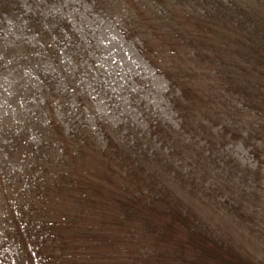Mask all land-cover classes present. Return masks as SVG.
I'll list each match as a JSON object with an SVG mask.
<instances>
[{
    "label": "trees",
    "instance_id": "16d2710c",
    "mask_svg": "<svg viewBox=\"0 0 264 264\" xmlns=\"http://www.w3.org/2000/svg\"><path fill=\"white\" fill-rule=\"evenodd\" d=\"M53 1L26 0L25 5L22 0H0V81L8 88L0 113V264H73L62 248L52 250L73 222L60 226L41 215L58 196H77L81 206L90 200L91 171H74L71 165L89 156L107 181L106 191L97 192L104 206L99 232L125 244L139 242L138 249L153 236L163 248L162 243L175 245L167 251L169 262L159 260L153 243L150 251H137L143 255L130 259L142 264L155 258L158 264H260L201 226L198 213L169 201L167 182H160L159 172L164 176L172 161L169 156L158 161L155 145L156 140L171 139V131L160 119L153 125L133 124L120 135L103 123L105 118L94 117L104 134L115 135L114 142L101 146L103 155L92 152L96 128L87 116L92 115L87 107L91 104L81 94V75L91 72L92 55L79 43L77 20L61 17ZM83 2L92 15L115 22L164 77L184 127L198 123L196 117L218 121L220 140L231 135L264 160V0ZM204 102L208 108L203 109ZM77 115L86 117L75 119ZM239 172L232 176L239 177ZM254 174L246 167L243 178L259 181ZM231 188L240 190L237 181ZM117 195L121 204L115 209L110 198L117 203ZM123 226L130 232L123 233ZM84 227L90 236L94 226ZM108 243L101 242L110 252ZM109 255L129 260L126 250ZM92 258L86 255L80 264Z\"/></svg>",
    "mask_w": 264,
    "mask_h": 264
},
{
    "label": "rangeland",
    "instance_id": "374dc122",
    "mask_svg": "<svg viewBox=\"0 0 264 264\" xmlns=\"http://www.w3.org/2000/svg\"><path fill=\"white\" fill-rule=\"evenodd\" d=\"M22 1L26 5V0ZM51 6L56 7L61 17L77 20V30L82 35L81 38L79 34V43L87 46L92 55L89 58L91 72L81 75L85 82V89H82L81 94L85 93L84 100L91 104L87 107L92 115L87 116L91 118L92 129L96 128L95 134L93 133L95 139L92 152L103 155L105 150L101 146L114 142L112 136L115 135L109 132L104 134L100 127L96 126L94 117L105 118L103 123L114 126L120 135L133 124L146 126V123L150 122L149 125H153L160 119V123L165 124L171 131V139L156 140L155 145H159L155 150V158L158 161L168 156L172 161L171 166L164 167V176L159 172L160 182H167L166 193L168 198H171L169 201L176 206L182 205L184 210L191 211L192 215L194 212L198 213L201 226L211 230L223 242L232 243L244 257L264 264L263 155L254 153L251 151L252 147L245 146L239 139L232 140L231 135L220 140L217 136L220 125H215L218 121L203 119L200 122V118L196 117L193 120L198 123L184 127L185 123L179 117V110L177 112L174 108L175 94L167 91L164 77L155 73V67L138 52L136 46L124 38L115 22L92 15L88 10V3L85 4L83 0H56ZM177 62L182 64L179 58ZM1 81L0 113L7 103L8 89L6 82ZM261 92H264V88ZM176 93L179 94L177 91ZM262 99L264 94L260 97V100ZM204 103L206 106H203V109L208 108V104ZM3 116L0 115V118ZM77 117L83 118L86 115H77L75 119ZM149 118L152 120L147 121ZM203 125L207 127L205 131L201 128ZM110 129L112 130L111 127H106V130ZM95 162L96 159L89 156L86 160H77L71 164L74 171H82L85 168L91 171L92 179L89 174L87 183L90 198L86 197L90 200L81 206L77 196L72 200L58 196L51 199L47 204L48 208L42 212L45 215L41 216L48 220L54 219L60 226L61 222H73L72 227L63 229L64 239L59 238L55 244L52 243V250L62 248L64 256L68 261H73V264H80L86 255L93 258L88 260L90 263L86 261L84 264H142V260L135 262L130 257L137 256V251H150L153 243L159 260L166 259L168 249L175 245L162 243L163 248L156 243L158 239L154 236L153 242L151 238L148 241L151 245L146 244V247L138 249L139 242L125 244L120 238L113 239L99 232L98 224L104 206L97 192L106 191L104 185L107 181ZM154 166H157V162ZM246 167L254 170L257 173L254 175L260 180H245L243 173ZM236 170L240 171L239 177L232 176ZM14 178H17V175H14ZM236 181L239 191L231 188ZM115 198L117 203L116 199L110 198V205L116 204L113 206L116 209L121 203L118 195ZM162 204H165V200ZM113 207H109L111 211ZM2 215L0 213V217ZM87 225L94 226L95 231L93 230L90 236L84 231V226ZM122 231L129 233L130 229L123 226ZM108 237L111 243L107 242ZM140 240L145 242L143 237ZM101 242L106 246L107 243L111 244L110 252L106 251L107 247ZM119 250L128 251L129 260L122 258L124 256L114 258L109 255ZM140 255L137 257L143 254ZM156 259L152 264H158ZM166 260L169 262L170 258Z\"/></svg>",
    "mask_w": 264,
    "mask_h": 264
}]
</instances>
